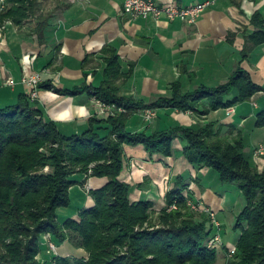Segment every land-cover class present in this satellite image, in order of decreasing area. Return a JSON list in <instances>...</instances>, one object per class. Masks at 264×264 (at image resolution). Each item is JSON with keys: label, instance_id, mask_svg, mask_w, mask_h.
I'll use <instances>...</instances> for the list:
<instances>
[{"label": "trees", "instance_id": "trees-1", "mask_svg": "<svg viewBox=\"0 0 264 264\" xmlns=\"http://www.w3.org/2000/svg\"><path fill=\"white\" fill-rule=\"evenodd\" d=\"M43 4L44 0H5L0 3V27L8 21L19 27L31 24V32L43 44L50 20L41 12ZM250 23L255 28L248 36L252 49L264 44V18L256 13ZM103 53L107 65L95 97L125 112L106 120L92 118L86 131L66 136L26 97L0 109V264H40L36 256L49 249L40 242L45 232L58 248L68 245L56 264H264V172L244 153L240 132L221 136L213 123L175 125L151 134L126 130L129 118L139 111L201 108L204 115L246 102L262 88L238 68L224 85L183 94L180 82H174L170 97L144 104L119 94L115 81L127 79L132 70L120 72L111 47ZM40 88L51 89L39 84ZM253 126L264 128V108L256 113ZM175 139L186 144L183 154L191 165L210 169L223 184H235L241 192L245 204L233 225L239 235L232 247L222 239L219 249L207 246L213 235L206 226L209 219L195 218L182 194L184 186L166 195L168 205L176 201V210L163 209L154 218L152 204L131 202L130 186L118 180L124 145H143L150 155L170 156ZM89 171L104 184L90 190L89 208L60 225L58 210L71 205L74 177L87 178Z\"/></svg>", "mask_w": 264, "mask_h": 264}, {"label": "crops", "instance_id": "crops-1", "mask_svg": "<svg viewBox=\"0 0 264 264\" xmlns=\"http://www.w3.org/2000/svg\"><path fill=\"white\" fill-rule=\"evenodd\" d=\"M155 1L179 7L205 1L211 5L189 25L165 17L132 18L122 12L120 0H44L41 12L50 20L43 44L31 32L33 25L6 22L0 30V109L15 106L21 97L30 99L31 88L21 81L28 68V73L40 74V86L51 87L38 89L32 101L66 136L86 131L92 118L106 120L121 113L122 106L95 97V89L103 84L107 65L103 50L107 47L115 51L123 75L132 70L127 79L115 81L119 94L144 104L170 97L174 82H180L183 94L201 87L215 88L241 68L262 88L250 100L204 115L201 108L197 112L160 109L151 123L139 111L129 118L126 130L151 134L175 125L191 128L213 123L221 136L240 132L244 153L264 172V155L255 153L258 147L264 148V128L253 126L256 113L264 108V44L250 49L248 41L255 31L252 16L258 13L264 18V0ZM185 146L175 139L172 154L163 156L150 155L143 145H124L118 180L130 186L129 200L148 201L158 212L166 205V194L184 186L182 194L214 212L223 232L233 230L245 204L241 192L236 186H223L210 169L191 165L183 154ZM87 179L74 177L77 183L70 189L73 205L58 210L59 222L78 217L81 209L92 204L82 190ZM104 182L91 178L87 186L98 188ZM227 245L232 247V243Z\"/></svg>", "mask_w": 264, "mask_h": 264}, {"label": "built area", "instance_id": "built-area-1", "mask_svg": "<svg viewBox=\"0 0 264 264\" xmlns=\"http://www.w3.org/2000/svg\"><path fill=\"white\" fill-rule=\"evenodd\" d=\"M5 0H1L4 3ZM122 4V12L125 15H129L132 18H154L159 19L165 17L168 21L179 20L183 23L193 25L197 22L202 13L211 5V1H205L202 3H196L187 7H179L174 4H158L155 0H120ZM5 26L0 27L2 30ZM0 29V30H1ZM27 66V65H26ZM25 75L21 79L24 85L31 88L30 100H34L37 96L38 86L41 83V76L38 73H28V68H25ZM8 85H12V82H8ZM105 104H101V107H105ZM109 107V106H107ZM110 109V107H109ZM112 109V108H111ZM118 111L125 112V108H120ZM113 111H111V114ZM143 119L146 123H151L156 119V112L147 109L144 112ZM257 155H264V148L259 147L256 152ZM208 214L211 217L212 224L218 226L215 213L208 210ZM212 249H219L221 245V237L219 233H216L208 244ZM50 249H54V246Z\"/></svg>", "mask_w": 264, "mask_h": 264}, {"label": "rangeland", "instance_id": "rangeland-1", "mask_svg": "<svg viewBox=\"0 0 264 264\" xmlns=\"http://www.w3.org/2000/svg\"><path fill=\"white\" fill-rule=\"evenodd\" d=\"M0 3H1V0H0ZM1 29V28H0ZM2 30V29H1ZM151 110H153V109H151ZM126 111V110H125ZM153 111H155L156 112V118H157V111L156 110H153ZM144 112H145V110L143 111V115H144ZM162 114V113H161ZM162 117H164V115L162 114ZM144 120V119H143ZM250 140H252V139H250ZM249 140V141H250ZM248 143H250V142H248ZM259 148V147H258ZM257 148V149H258ZM263 148V147H262ZM256 149V150H257ZM263 158H264V156H263ZM46 171H49V169H46L45 170V172ZM216 174V173H215ZM87 178H89V179H91L92 177H91V171H89L87 174ZM217 175V174H216ZM217 177H218V175H217ZM85 178V177H84ZM89 179H87L86 180V182H85V184L82 186L83 188H82V190L84 191V194H85V196L86 197H89V192H90V190L91 189H89V187L87 186V181L89 180ZM218 180H219V177H218ZM219 182L221 183V184H223L220 180H219ZM223 186H227V187H229V186H236L235 184H223ZM237 187V186H236ZM231 188H233V187H231ZM238 188V187H237ZM130 190H131V188H130ZM170 192V191H169ZM168 192V193H169ZM167 193V194H168ZM166 194V195H167ZM90 198V197H89ZM185 198H187V203H188V206L190 207V211L195 215V218L196 219H202V216H205L206 218L208 217V224H206V226H208L209 228H211V234H216V233H219V235H220V237H221V234H222V237H221V239L227 244V243H235V241H236V239H237V237H238V235H239V231L237 230V231H235V230H227L226 232H223V227H222V224H221V222L217 219V215L215 214V217H216V220L218 221V226H214L213 224H212V221H211V217L209 216V214H208V210H210L209 208H207V207H205V206H203V205H201V204H199V203H196V202H193L192 200H191V197L190 196H186L185 195ZM244 200V199H243ZM91 201H93L92 199H91ZM71 205H73L72 204V202H71ZM176 208H177V206H176V201H174L172 204H170V205H168V202H167V199H166V205H165V207L163 208V209H167L168 211H171V210H176ZM62 209H67V207L66 208H62ZM162 209V210H163ZM211 211V210H210ZM155 212V214H157V215H155V217L154 218H156V216H158V213L160 212V211H158L157 213H156V211H154ZM60 213V212H59ZM207 215V216H206ZM60 219L63 221L65 218L64 217H62V216H64L62 213L60 214ZM65 222V221H64ZM60 225H63L64 223L62 222H60L59 223ZM212 235V236H213ZM212 236L211 237H209V241L207 240V246H209L208 244H210V239L212 238ZM53 236L51 235V233H49V232H45V233H43L42 235H41V237H40V242H42L41 243V245L43 244V245H45V244H47L48 246H50L51 248L54 246V249H48L46 252H39L38 253V255L36 256V259H37V261L40 263V264H56V257H60L61 256V254H65L66 253V248H67V244H65L64 246H66V247H60V248H58L54 243H53ZM78 251V250H77ZM219 251H221V249L220 250H218V252ZM79 252H82V253H85V251L84 250H79Z\"/></svg>", "mask_w": 264, "mask_h": 264}]
</instances>
